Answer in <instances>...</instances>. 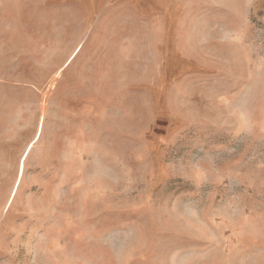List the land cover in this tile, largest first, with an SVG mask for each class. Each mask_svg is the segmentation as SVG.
I'll return each mask as SVG.
<instances>
[{"label": "rangeland", "instance_id": "374dc122", "mask_svg": "<svg viewBox=\"0 0 264 264\" xmlns=\"http://www.w3.org/2000/svg\"><path fill=\"white\" fill-rule=\"evenodd\" d=\"M138 1L0 0V264H264L262 0Z\"/></svg>", "mask_w": 264, "mask_h": 264}, {"label": "crops", "instance_id": "0c3cea01", "mask_svg": "<svg viewBox=\"0 0 264 264\" xmlns=\"http://www.w3.org/2000/svg\"><path fill=\"white\" fill-rule=\"evenodd\" d=\"M129 1L130 0H110V45L115 44L111 48H113V50L116 49L115 51L118 50L119 53L121 50V56L123 58L130 57L131 51L136 52L142 49V45H140V38L137 37L138 35L136 34V30L132 29L131 24L134 26L139 25L140 23H144V25L147 24V22L152 23L151 27L153 28L150 30V34L152 35L150 42L156 47L162 46L163 42L167 40L169 35V28L166 22L167 16L162 10L147 11L138 0H132L130 3L133 7L132 9H129V12H127L124 8H130V4L128 5ZM169 1L177 5L178 2L182 0ZM116 4L122 6L123 10L114 11L113 8ZM261 5L264 7V0H262ZM175 21V24H177V16H175ZM172 34L173 47L176 48V50H179L180 44L177 28H175ZM119 53L112 55L117 56ZM112 55L110 54V56Z\"/></svg>", "mask_w": 264, "mask_h": 264}]
</instances>
